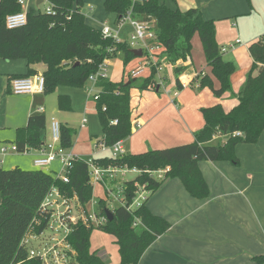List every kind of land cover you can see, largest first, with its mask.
Segmentation results:
<instances>
[{
  "label": "trees",
  "instance_id": "16d2710c",
  "mask_svg": "<svg viewBox=\"0 0 264 264\" xmlns=\"http://www.w3.org/2000/svg\"><path fill=\"white\" fill-rule=\"evenodd\" d=\"M18 1L0 0V59L26 61L27 74L12 76V79L31 77L35 74L34 67L43 65L44 95L54 93L60 86L83 88L105 58L112 60L121 54L124 66L137 58L128 42L116 44L112 39H102L100 31L85 22L81 13L84 0H45L54 15L29 11L24 27L9 30L5 19L21 11ZM246 1L250 4V0ZM103 6L107 13L116 15L117 22L130 12L133 20L154 23L156 40L162 49L159 63L164 61L174 66L178 90L182 89L178 78L183 68L177 64L190 56L191 40L197 35L211 75L219 83L215 89L211 79L203 76L198 78L199 88H209L216 98L229 93L237 99L238 105L229 113H224L220 105L201 109L204 126L194 133V140L189 144L121 158L92 159V162L100 167L126 166L143 172L168 169L165 179L160 182L147 174L124 182V197L128 203L134 196L135 182L146 184L152 195L166 179H178L193 198H207L209 190L198 163H236V145L256 143L264 130V35L249 46L253 63L239 92L234 95L231 76L235 67L222 59L214 22L205 20L199 10H171L157 0H104ZM155 82L156 71L152 68L144 78L128 77L127 81L117 83L106 79L96 83L99 97L94 103L102 131L100 143L111 147L130 137V92L132 89L150 90ZM57 105L59 109L70 110L67 97H58ZM46 125V117L42 113L29 116L26 126L15 131L14 145L17 150L40 148V134L45 131ZM237 132L241 136L234 137ZM73 134L70 128L60 126L61 147L72 148ZM215 135L226 137L225 143L211 145ZM52 188L68 200L75 197L78 205L85 209L93 195L86 161L80 159L72 164L67 183L41 169L0 168V264H43L39 259L28 257V247L22 245V240L27 232L39 235L46 229L50 213L44 212L41 205ZM97 210L102 216L108 210L105 197L98 200ZM111 212L112 219L100 227L86 226L81 221L71 227L72 231L66 239L75 254L71 264H111L99 255L98 250L90 248V236L95 230L113 238L120 264H139L146 249L169 229V224L152 215L146 205L133 213L122 207ZM136 220L139 224L134 225ZM253 260L264 264V254Z\"/></svg>",
  "mask_w": 264,
  "mask_h": 264
},
{
  "label": "crops",
  "instance_id": "0c3cea01",
  "mask_svg": "<svg viewBox=\"0 0 264 264\" xmlns=\"http://www.w3.org/2000/svg\"><path fill=\"white\" fill-rule=\"evenodd\" d=\"M157 1L171 10L197 9L205 20L214 22L219 48L234 46L231 51L222 53V59L235 67L231 84L236 95L253 63L248 48L264 35V0H250V4L246 0ZM103 4L104 0H84L82 10L88 11L87 15L83 14L85 22L99 31L108 26L118 32L121 41H127L132 27L126 23L118 28L116 15L107 13ZM48 6L45 0H23L20 9L36 14ZM191 45L188 59L177 64L183 68L178 78L181 90L175 84L174 66L167 63L156 77V88L131 90L132 133L121 143L125 155L189 144L194 140V133L204 126L201 109L220 105L224 113H229L238 105L237 99L229 93L216 98L209 88H199V77H209L215 89L219 83L211 75L197 35ZM137 58L132 61L135 65L128 77L144 60L143 56ZM34 70L35 74L43 75L45 67L36 65ZM27 72L25 60L0 59V149L14 145L15 131L25 127L28 117L37 113L49 116L46 129L40 134L42 146L28 148L26 155L15 154L24 157V161H3L6 155L0 154V166L6 164L9 170L22 169V165L34 168L33 161L39 156V150L50 139L51 118L74 132L69 149L74 156L89 160L111 157L110 151L99 149L102 131L95 103L85 95L83 88L58 87L50 96L12 94L9 89L12 76H25ZM123 76L108 80L117 83ZM58 97L69 99L70 110L58 108ZM84 119L86 123L82 128ZM225 141L226 137L215 135L210 144L223 145ZM7 155L13 156V153ZM235 157L236 163H198L209 190L207 198L191 197L178 179H166L150 196L147 209L164 219L169 229L146 249L139 264H257L254 257L264 254V130L256 143L236 145ZM54 164L45 169L46 172L51 173L48 169ZM93 206L94 209L88 203L85 208L96 212L95 204Z\"/></svg>",
  "mask_w": 264,
  "mask_h": 264
},
{
  "label": "built area",
  "instance_id": "2783aa9c",
  "mask_svg": "<svg viewBox=\"0 0 264 264\" xmlns=\"http://www.w3.org/2000/svg\"><path fill=\"white\" fill-rule=\"evenodd\" d=\"M135 2L136 0H131ZM18 4L23 5V0H19ZM44 13L48 16L54 15L51 7L48 6ZM130 24L132 32L127 41H121L119 39L118 32L112 31L108 26H104L100 33L102 39H112L114 43L120 44L128 42L129 46L133 49H141L143 62L129 73V77L143 78L147 77L154 68L156 71V77H159V73L163 70L164 61L159 63V55L162 50L160 45L157 43V36L154 26L151 23H143L132 19L131 13H126L117 23V27L120 28L124 24ZM27 24V15L25 12L20 11L16 14H11L5 19V26L9 30L22 28ZM234 46L220 48L221 53L227 52L228 49H233ZM144 53V54H143ZM188 59V58H187ZM186 59V60H187ZM110 59L105 58L99 65L96 73L92 74L88 78V82L96 87V83L99 80L108 79L107 70L110 65ZM10 91L14 95L24 94H43L44 93V79L42 74H35L31 77L15 78L10 82ZM155 88V84L151 86ZM91 90L88 91V94ZM99 97V90L93 96V101H97ZM40 112L43 109L39 110ZM86 120L82 121L81 127L85 126ZM60 126L61 124L54 118L50 119V139L49 141L39 150V156L33 161V166L36 169L45 170L53 163L58 162L60 165L61 173L55 174V178L62 181L63 183L68 182V174L72 168V164L76 160H80L74 156L69 149H64L60 145ZM140 125L137 124L136 128ZM234 137H239V132L233 134ZM122 141L116 142L113 146L107 147L103 143L99 144L101 151H110L112 158H121L125 154L122 150ZM28 148H25L22 152L17 150L15 145L3 146L0 149L1 155H7L8 153L26 155ZM89 168V183L92 188L95 185H102L105 192V199L107 206L114 200L117 204L116 207L108 210L112 211L117 207H122L129 213L140 209L145 206L151 196V192L147 190L146 184L134 183V196L130 203L124 197V189L122 184L126 181V175H132L134 180L137 176L147 174L154 177L158 182L163 181L165 174L168 169L158 170L154 172L141 171L136 168L124 167H100L95 165L92 160L86 162ZM77 204V206H76ZM74 208L80 211V215L77 213L74 215ZM41 209L44 212H49L50 216L46 229L36 235L32 232H27L22 240V245L28 247V257L39 259L43 264H71L72 257L75 255L67 244V236L71 233V227L74 226L78 221H81L86 226H92L94 228L105 225L107 217L100 215L98 211H88L83 208L78 209L77 199L68 200L64 198L56 188H52L45 200L41 205ZM37 223V222H36ZM139 224L136 220L134 225ZM49 235L41 239L46 233Z\"/></svg>",
  "mask_w": 264,
  "mask_h": 264
},
{
  "label": "rangeland",
  "instance_id": "374dc122",
  "mask_svg": "<svg viewBox=\"0 0 264 264\" xmlns=\"http://www.w3.org/2000/svg\"><path fill=\"white\" fill-rule=\"evenodd\" d=\"M85 6V5H84ZM41 11L44 12L43 7L41 8ZM85 12V13H84ZM87 10L86 8H84L82 10V14L87 15ZM228 51H231V49H228ZM138 59V58H137ZM135 60V59H134ZM140 60V58L138 59ZM141 62V61H140ZM135 64H132V61L127 64V65H123V58L121 54H118L114 59H112L110 61V65L108 67L107 70V75L109 79H121L122 78V74H124L123 76V80L127 81L128 79V72L134 67ZM117 76V77H116ZM60 87H66V86H60ZM79 89V88H78ZM84 93L85 95L90 99V101L93 102V96L98 93V88H96L93 84H91L90 82L87 81L86 85L83 87ZM91 90V92L88 94V91ZM54 93H51L49 95L46 96H50L53 95ZM42 95V94H41ZM49 116L47 115L46 120H48ZM9 121L11 120L10 118L8 119ZM100 143V142H99ZM80 148H84V146H81ZM9 159H15L17 161H24L25 158L22 156H17L15 154H13V156L10 155H6L3 158V161H7ZM84 161H89L88 158H81ZM28 160V159H27ZM6 164L1 165L0 167L6 170H9L8 167H6ZM22 169L25 170H34L36 168H33L32 166H28V165H22L20 166ZM13 169V168H11ZM10 169V170H11ZM51 172L52 175L61 173L60 171V165L58 162H56L50 169H48ZM46 171V170H44ZM50 173V172H49ZM132 178V175H126L125 179H130ZM105 197L104 195V188L102 185H95L93 187V195H92V200L89 202V205L91 204V207L94 209L93 204H95V210H97L98 207V200L99 199H103ZM77 206V204H76ZM117 204L114 202V200H112L109 205L108 208H114L116 207ZM80 208V206L78 205V209ZM90 208V207H89ZM74 215L75 214H81L79 210L74 208L73 211ZM49 235V233L47 232L41 239L47 237ZM113 238L111 236H108L100 231H94L92 232L91 236H90V248L91 250H98L99 252H102L101 254H99L100 256H104V259L106 261H109L111 264H120V260H119V256H118V252H117V247L116 245L113 243Z\"/></svg>",
  "mask_w": 264,
  "mask_h": 264
},
{
  "label": "water",
  "instance_id": "95a60500",
  "mask_svg": "<svg viewBox=\"0 0 264 264\" xmlns=\"http://www.w3.org/2000/svg\"><path fill=\"white\" fill-rule=\"evenodd\" d=\"M132 53L134 54L135 57H141V56H142V51H141V49H134V50L132 51ZM157 90H158V88H157ZM105 215H106V217H107V220L110 221V220L112 219V212H111V211L106 210V211H105Z\"/></svg>",
  "mask_w": 264,
  "mask_h": 264
}]
</instances>
